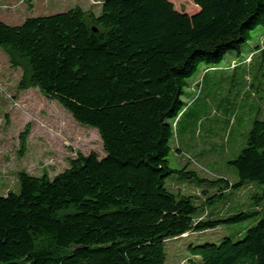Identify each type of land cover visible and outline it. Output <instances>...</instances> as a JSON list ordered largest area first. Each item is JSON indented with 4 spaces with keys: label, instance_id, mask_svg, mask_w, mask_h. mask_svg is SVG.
Returning <instances> with one entry per match:
<instances>
[{
    "label": "trees",
    "instance_id": "trees-1",
    "mask_svg": "<svg viewBox=\"0 0 264 264\" xmlns=\"http://www.w3.org/2000/svg\"><path fill=\"white\" fill-rule=\"evenodd\" d=\"M95 1L99 14L76 6L17 25L0 20V49L29 66L19 88L37 87L96 128L105 150L53 178L19 173V192L0 196V264H166L167 240L255 216L238 239L191 242L187 264H264V190L246 208L199 219L206 207L169 184L217 187L207 207L224 191L264 184V118L229 161L234 183L170 162L178 124L198 100L185 101L186 89L229 53L241 61L254 48L245 45L264 27V0H194L193 14L170 0Z\"/></svg>",
    "mask_w": 264,
    "mask_h": 264
},
{
    "label": "rangeland",
    "instance_id": "rangeland-1",
    "mask_svg": "<svg viewBox=\"0 0 264 264\" xmlns=\"http://www.w3.org/2000/svg\"><path fill=\"white\" fill-rule=\"evenodd\" d=\"M170 1L177 10L189 14L199 9L194 0ZM76 6L95 14L101 10V3L95 0H0V20L17 25L29 16L64 12ZM251 46L254 48L241 61L233 57L236 51L229 53L223 66L203 70L186 89L190 95L183 96L185 101L194 97L198 100L176 129L172 167H187L206 179L225 178L231 183L238 179L229 161L245 146L253 121L264 118V27L253 33V40L245 48ZM28 67L18 54L0 49V196L19 192L21 171L35 176L46 173L53 178L79 155L96 152L105 156L96 128L77 122L57 100L37 87L19 88ZM169 184L174 191L192 195L197 204L206 207L199 219L246 208L255 200L252 194L264 190V184L255 183L238 191H224L226 199L207 207V199L218 193L217 187L204 193L195 183L173 179ZM259 209L264 210V203ZM256 217L167 240L166 264H187L191 242L219 243L226 236L238 239L239 232H245L258 220Z\"/></svg>",
    "mask_w": 264,
    "mask_h": 264
}]
</instances>
